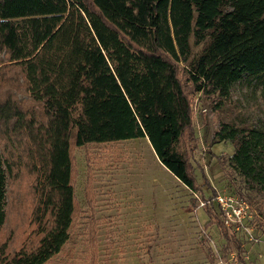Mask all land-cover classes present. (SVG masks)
<instances>
[{"label":"trees","instance_id":"16d2710c","mask_svg":"<svg viewBox=\"0 0 264 264\" xmlns=\"http://www.w3.org/2000/svg\"><path fill=\"white\" fill-rule=\"evenodd\" d=\"M193 46H200L196 55ZM0 52L42 114L27 116L0 99V133L24 136L41 184L37 244L0 264H43L60 251L72 222V138L77 146L146 138L159 162L196 191L194 166L191 175L176 149L192 108L175 63H186L195 90L225 98L249 76L264 97V0H0ZM213 138L233 144L227 166L241 187L264 194V130L222 122ZM7 167L0 149V233ZM198 186L212 216L216 190L205 176Z\"/></svg>","mask_w":264,"mask_h":264},{"label":"rangeland","instance_id":"374dc122","mask_svg":"<svg viewBox=\"0 0 264 264\" xmlns=\"http://www.w3.org/2000/svg\"><path fill=\"white\" fill-rule=\"evenodd\" d=\"M199 49L193 46V55ZM0 60V99L10 98L27 116L42 118L40 103L29 98L20 72L5 64L2 52ZM175 66L192 108L191 126L176 149L188 160L191 175L194 166L196 191L159 162L146 138L82 146L72 138V222L60 251L43 264H241L242 259L246 264H264V194L241 187L227 166L233 144L213 138L222 122L264 130L259 79L243 76L223 98L195 90L186 63ZM23 140L24 136L9 135L2 128L0 149L8 167L0 259L19 248H33L40 237L34 215L41 184ZM204 176L216 192L248 202V214L241 222L235 228L226 226L228 237L215 220H222L217 205L213 203L212 216L201 205L198 184ZM203 193L209 197L211 190L203 187Z\"/></svg>","mask_w":264,"mask_h":264},{"label":"built area","instance_id":"2783aa9c","mask_svg":"<svg viewBox=\"0 0 264 264\" xmlns=\"http://www.w3.org/2000/svg\"><path fill=\"white\" fill-rule=\"evenodd\" d=\"M213 200L217 205L222 216V221L226 226H234L235 228V226L241 222V218L248 214V202L243 198H239L231 194L216 192ZM200 202L201 205L204 204V201L201 199Z\"/></svg>","mask_w":264,"mask_h":264}]
</instances>
